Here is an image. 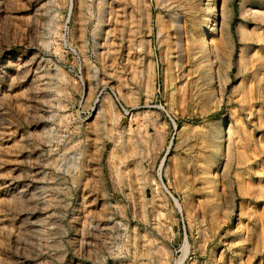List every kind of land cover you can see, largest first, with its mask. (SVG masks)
<instances>
[{
	"label": "rangeland",
	"instance_id": "1",
	"mask_svg": "<svg viewBox=\"0 0 264 264\" xmlns=\"http://www.w3.org/2000/svg\"><path fill=\"white\" fill-rule=\"evenodd\" d=\"M0 264H264V0H0Z\"/></svg>",
	"mask_w": 264,
	"mask_h": 264
},
{
	"label": "bare ground",
	"instance_id": "2",
	"mask_svg": "<svg viewBox=\"0 0 264 264\" xmlns=\"http://www.w3.org/2000/svg\"><path fill=\"white\" fill-rule=\"evenodd\" d=\"M214 32V30H212V33ZM208 48H210V46L208 47ZM213 48V47H212ZM214 50V49H213ZM215 52V51H214ZM215 54L213 53V55L210 57V59H211V62H210V69L212 68V66H213V64H214V62H215V56H214ZM217 56V55H216ZM250 94V93H249ZM228 130V129H227ZM233 132V131H232ZM229 133H230V130H229ZM231 148H230V144H228V155H229V157H230V155H231V150H230ZM247 155V154H246ZM228 165V164H227ZM226 165V167H225V170L227 171V172H225V178L226 179H229V172H228V166ZM234 190V189H233ZM226 191H227V189H226ZM173 197V196H172ZM175 198V197H174ZM224 198V197H223ZM228 203V202H227Z\"/></svg>",
	"mask_w": 264,
	"mask_h": 264
}]
</instances>
